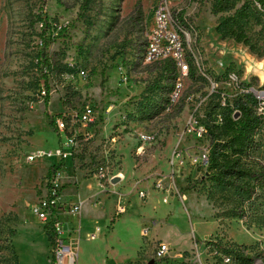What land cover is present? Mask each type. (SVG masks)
Masks as SVG:
<instances>
[{"label":"rangeland","instance_id":"obj_1","mask_svg":"<svg viewBox=\"0 0 264 264\" xmlns=\"http://www.w3.org/2000/svg\"><path fill=\"white\" fill-rule=\"evenodd\" d=\"M158 2L0 0V264H50L52 233L32 208L52 193L76 264H236L234 249L264 264V182L216 186L204 159L224 117L238 118L228 76L264 89V16L237 1L245 46L216 32L227 14L212 0H170L192 79L143 61ZM241 162L264 173V126ZM83 186L102 217L67 210Z\"/></svg>","mask_w":264,"mask_h":264},{"label":"trees","instance_id":"obj_2","mask_svg":"<svg viewBox=\"0 0 264 264\" xmlns=\"http://www.w3.org/2000/svg\"><path fill=\"white\" fill-rule=\"evenodd\" d=\"M238 0H212L211 12L213 14H227L220 20L216 27V32L223 38H231L236 43L250 46L249 40L243 29V23L247 19V7L242 6L236 9ZM256 11L264 16V0H250ZM257 10V9H256ZM189 62L188 74L194 79V71L196 66L191 58L187 55ZM163 64V68L167 70L170 65L176 71L175 66L168 60L158 62ZM44 83H46V70L41 72ZM177 75L172 77L173 83L170 88L175 86ZM256 101L251 95H238L234 110L238 114L237 119H232L227 114L222 120L220 127L221 133L215 138H211L209 146V155L207 156V174L209 179L219 187H235L242 192L249 193L251 189L249 184L244 183L245 180H255L256 186H260L264 182V173L253 171L245 167L241 159L251 149L254 144V136L264 126V120L257 116ZM59 167H52L49 170L50 176ZM53 241V240H52ZM225 254L232 255L236 264H254L255 257L244 255L240 249L224 251Z\"/></svg>","mask_w":264,"mask_h":264},{"label":"built area","instance_id":"obj_3","mask_svg":"<svg viewBox=\"0 0 264 264\" xmlns=\"http://www.w3.org/2000/svg\"><path fill=\"white\" fill-rule=\"evenodd\" d=\"M181 19L178 11H173V6L170 0H159L153 9V25L146 33V39L143 49V61L146 64L158 63L164 60L170 61L176 68V71L181 76H186L189 69V62L187 58L185 43L182 39L183 31L181 29ZM191 58L198 69L197 59L191 55ZM228 80L235 84L238 89V95H251L256 101V114L264 120V89L254 88L249 84L238 83L237 76L232 74L228 76ZM180 85L175 84L171 94L170 100L177 101L180 95ZM43 95L45 91L43 90ZM82 121H88L87 115H82ZM56 128L59 132L65 129L64 120H56ZM59 153V152H58ZM41 155H44L42 153ZM60 156V154H59ZM36 156H28V161H32ZM207 162V157L205 158ZM54 193L47 195L40 203L32 208V213L42 222L50 227L52 233V256L50 264H76V252L70 244L66 243L63 236L62 226L57 219H51L53 211L56 206ZM143 197V193H140ZM69 211L72 214H78L80 205H73ZM123 212L121 208L117 213ZM51 219V221H50ZM168 252L167 246L159 245L155 256L161 259L166 256ZM225 262L229 259L225 258Z\"/></svg>","mask_w":264,"mask_h":264},{"label":"crops","instance_id":"obj_4","mask_svg":"<svg viewBox=\"0 0 264 264\" xmlns=\"http://www.w3.org/2000/svg\"><path fill=\"white\" fill-rule=\"evenodd\" d=\"M119 176L121 177V178H124V175L123 174H119ZM119 176H116V177H112V179H114V178H119V180H120V177ZM111 179V180H112ZM84 187V186H83ZM82 187V189H81V191H80V193L78 194V199H79V201H77V203H75V204H73V205H80V210H81V212H83V219H86V218H88V217H92V216H101V214H102V212L100 213V211H95V210H91V211H89V208L86 206H84L83 207V202H84V198L86 197V195H87V193H88V191L87 190H89L90 189V186H85L84 188ZM72 205V206H73ZM57 208L58 207H55L54 208V211H53V216L51 217V219H57L58 221H60V223H61V226L63 225V223L64 222H62L63 220L61 219V217H60V214H59V212H58V210H57ZM119 208H121V210H123L124 211V209L122 208V207H117L116 208V213H117V210L119 209ZM70 209V207L68 208L67 207V210H69ZM110 214H111V212H110ZM109 214V215H110ZM117 214H122V212L121 213H117ZM89 215H92V216H89ZM102 217V216H101ZM108 218H109V216H108ZM107 218V219H108ZM51 219H50V221H51ZM66 221H67V219H65ZM63 231V230H62ZM63 234V236H62V238L64 239L65 237H64V233H62ZM76 256H77V254H76Z\"/></svg>","mask_w":264,"mask_h":264},{"label":"bare ground","instance_id":"obj_5","mask_svg":"<svg viewBox=\"0 0 264 264\" xmlns=\"http://www.w3.org/2000/svg\"><path fill=\"white\" fill-rule=\"evenodd\" d=\"M260 69H263V68H261V65L258 64V65H257V71H256V72H257V74H259L260 76L263 77V76H264V72H261ZM50 157H51V156H50Z\"/></svg>","mask_w":264,"mask_h":264},{"label":"water","instance_id":"obj_6","mask_svg":"<svg viewBox=\"0 0 264 264\" xmlns=\"http://www.w3.org/2000/svg\"><path fill=\"white\" fill-rule=\"evenodd\" d=\"M118 181H119V178H114V179L111 180V183L115 184V183H117Z\"/></svg>","mask_w":264,"mask_h":264}]
</instances>
